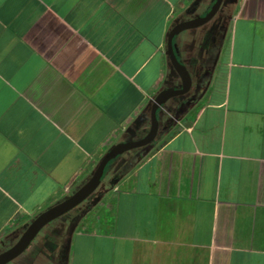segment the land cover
<instances>
[{
  "label": "crops",
  "instance_id": "0c3cea01",
  "mask_svg": "<svg viewBox=\"0 0 264 264\" xmlns=\"http://www.w3.org/2000/svg\"><path fill=\"white\" fill-rule=\"evenodd\" d=\"M213 2L0 0V252L146 134L181 86L168 31ZM173 49L191 86L153 143L6 264H264V0H222Z\"/></svg>",
  "mask_w": 264,
  "mask_h": 264
},
{
  "label": "water",
  "instance_id": "95a60500",
  "mask_svg": "<svg viewBox=\"0 0 264 264\" xmlns=\"http://www.w3.org/2000/svg\"><path fill=\"white\" fill-rule=\"evenodd\" d=\"M221 2L222 0H214L210 9L204 15L178 22L168 31L166 37L165 54L167 55L170 64L179 75L181 79V86L163 89L153 97L150 107V125L146 134L141 138L121 141L110 147L100 158L93 172L82 185H80L73 192H71V194H69L62 200L57 201L56 203L38 213L24 227L16 241L8 248L0 252V264H6L7 262L18 256L25 250L32 239H34L37 233L46 224L68 212L69 210L80 204L84 199H86L99 185L101 177L104 173V169L111 159L127 150L145 146L155 139L159 128V121L157 117L158 109H160V107L165 103L167 99L176 95L186 93L191 86V77L186 67L176 58L173 49V37L184 29L200 26L210 20L217 12Z\"/></svg>",
  "mask_w": 264,
  "mask_h": 264
},
{
  "label": "trees",
  "instance_id": "16d2710c",
  "mask_svg": "<svg viewBox=\"0 0 264 264\" xmlns=\"http://www.w3.org/2000/svg\"><path fill=\"white\" fill-rule=\"evenodd\" d=\"M152 143H153V142H151V143H149V144L143 146V148H146V147L150 146ZM114 158H115V157H114ZM114 158H113V159H114ZM113 159H111V160L109 161V163H110ZM104 172H105V170H104ZM103 174H104V173H103Z\"/></svg>",
  "mask_w": 264,
  "mask_h": 264
},
{
  "label": "rangeland",
  "instance_id": "374dc122",
  "mask_svg": "<svg viewBox=\"0 0 264 264\" xmlns=\"http://www.w3.org/2000/svg\"><path fill=\"white\" fill-rule=\"evenodd\" d=\"M141 148H143V147H138V148H134V149H131V152L133 151H137V150H140Z\"/></svg>",
  "mask_w": 264,
  "mask_h": 264
}]
</instances>
